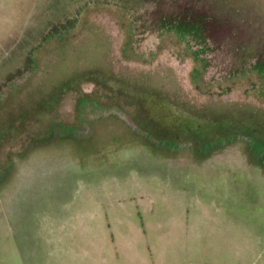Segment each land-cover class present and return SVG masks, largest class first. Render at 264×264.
<instances>
[{"label": "rangeland", "instance_id": "1", "mask_svg": "<svg viewBox=\"0 0 264 264\" xmlns=\"http://www.w3.org/2000/svg\"><path fill=\"white\" fill-rule=\"evenodd\" d=\"M0 264H264V0H0Z\"/></svg>", "mask_w": 264, "mask_h": 264}]
</instances>
